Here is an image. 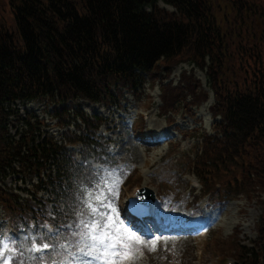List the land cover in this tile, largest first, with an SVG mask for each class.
<instances>
[{
    "label": "trees",
    "instance_id": "obj_1",
    "mask_svg": "<svg viewBox=\"0 0 264 264\" xmlns=\"http://www.w3.org/2000/svg\"><path fill=\"white\" fill-rule=\"evenodd\" d=\"M161 1L175 11L161 7ZM183 62L207 68L214 94L210 111L219 120L212 134L182 131L196 144L182 154L187 168L177 173L195 174L202 194L215 204L239 195L257 199L262 212L252 246L219 243L223 239L218 238L214 248L240 263L264 264V0H0V175L15 171L16 163L24 171L38 170L40 158L59 150L51 137L37 141L44 121L23 118L7 108L8 101L55 99L58 94L56 115L65 124L68 107L61 102L118 103L123 90H140L145 72L153 85L162 78L163 115L183 110L193 116L194 108L210 98L194 73L183 72L177 85L163 83ZM77 115L88 132L67 134L68 139L94 145L98 161L114 165L110 143L98 133L103 119L81 109ZM21 121L26 127L12 134L11 127ZM179 146L171 143L170 153ZM72 169L95 175L87 164L74 163ZM53 181L71 195L64 211L39 212L33 205L16 204L0 188V202L17 227L37 218L71 224L69 236L78 230L74 209L80 208L79 193Z\"/></svg>",
    "mask_w": 264,
    "mask_h": 264
},
{
    "label": "rangeland",
    "instance_id": "obj_2",
    "mask_svg": "<svg viewBox=\"0 0 264 264\" xmlns=\"http://www.w3.org/2000/svg\"><path fill=\"white\" fill-rule=\"evenodd\" d=\"M162 6L173 10L171 6L164 3H162ZM192 68L197 67L183 64L182 69L175 71L174 77H178L177 74L183 69L190 70ZM195 73L207 88L205 71L195 69ZM144 87V95L140 100L125 91V97L120 103L122 106L94 105L92 109V106L87 108L85 103L82 104L79 101V105L85 107L86 110L83 109L87 113H89L87 110L92 109V113L95 115L101 114L106 119L100 132L112 140L113 149L111 153L117 159L115 164L119 165L117 167L98 166L97 176L91 179H88L85 175H80L75 190L80 194L81 191L101 178L109 179L112 182L110 186L114 191L110 194V199L116 209V212L112 214L117 221L116 227L130 229L144 241L142 245L137 244L135 246L138 250L134 252L133 258L125 261L124 264H225L224 261H220V258L231 257L226 253L223 254L215 250L214 246L219 245L222 241L230 243L238 241L241 244L252 245L253 240L257 237L255 224L262 212L257 199L239 195L237 201L223 200L220 207L217 208L212 203L205 206L207 199L202 198L199 201L201 212L196 214L193 204L194 196L193 194L191 196L189 190L186 189L189 186L187 180L180 178L177 173L187 168L185 166L187 161L182 154L187 153L195 146L194 139L182 138L181 133L178 132L179 130L191 131V129L196 128L198 130L196 133L204 131L212 133L215 120L209 111V106L212 104L213 99L200 108L194 109L192 111L194 117L186 112H179L175 116L176 123L170 125L166 116H163L159 110L162 103L159 86L152 89L147 82ZM141 114L150 116V119L145 122V134L149 137L162 135L160 142L147 145L139 140L137 130L140 125L139 121L136 122V119ZM52 123V120L49 119V125H52ZM45 131L52 132L56 129L46 128ZM175 141H180V146L173 153H170V143L174 142L175 144ZM187 179L191 181V185L199 186L193 175L187 176ZM13 185L17 187L25 186L19 180H14ZM137 186H146L153 189L156 193L161 194L160 198L164 200V203L173 205L175 212L163 213L165 225H168L171 219L174 221L185 220L186 222H194L197 219L207 220V231L204 232V236L157 235L154 232L151 238H146L135 231V224H127L125 202L128 197L133 195V191ZM198 194H200L199 190L195 191L194 195ZM171 198L175 199L174 204L171 202ZM108 211L111 212L110 209ZM2 224L0 221V226ZM218 238L223 240H219L220 242L215 241ZM63 240L61 239L58 245ZM153 241L155 242L154 249L152 247ZM73 243L74 241L70 238L68 242L63 243V247L57 248V250L60 249L58 255L61 251L63 253L61 264H99L98 261L76 251L72 247ZM54 249H51L50 255H54ZM42 253H45V251ZM25 254L27 257L38 255L32 253L29 249L27 252L25 251Z\"/></svg>",
    "mask_w": 264,
    "mask_h": 264
},
{
    "label": "snow or ice",
    "instance_id": "obj_3",
    "mask_svg": "<svg viewBox=\"0 0 264 264\" xmlns=\"http://www.w3.org/2000/svg\"><path fill=\"white\" fill-rule=\"evenodd\" d=\"M111 183L109 179L101 178L80 192V208L74 209L78 230L71 234L74 240L72 247L99 264H124L138 250L135 246L142 245L144 241L130 229L116 227L117 221L112 215L116 209L110 199L114 191ZM53 247L55 245L50 243L33 241L31 250L41 252ZM152 247H155L154 241ZM5 264H12L11 259ZM52 264L57 262L53 260Z\"/></svg>",
    "mask_w": 264,
    "mask_h": 264
},
{
    "label": "bare ground",
    "instance_id": "obj_4",
    "mask_svg": "<svg viewBox=\"0 0 264 264\" xmlns=\"http://www.w3.org/2000/svg\"><path fill=\"white\" fill-rule=\"evenodd\" d=\"M235 204V203H234Z\"/></svg>",
    "mask_w": 264,
    "mask_h": 264
}]
</instances>
